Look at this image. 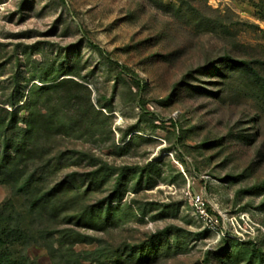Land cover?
Here are the masks:
<instances>
[{
	"label": "rangeland",
	"instance_id": "obj_1",
	"mask_svg": "<svg viewBox=\"0 0 264 264\" xmlns=\"http://www.w3.org/2000/svg\"><path fill=\"white\" fill-rule=\"evenodd\" d=\"M26 147L61 211L0 184V264H264V0H0V154Z\"/></svg>",
	"mask_w": 264,
	"mask_h": 264
},
{
	"label": "trees",
	"instance_id": "obj_2",
	"mask_svg": "<svg viewBox=\"0 0 264 264\" xmlns=\"http://www.w3.org/2000/svg\"><path fill=\"white\" fill-rule=\"evenodd\" d=\"M235 61L231 59V57H227V59H223L217 61L213 69L217 71L218 74H224L227 70V64H232ZM29 135L33 133V128H29ZM33 153L32 149L24 148L13 156H6L0 154V184H8L26 195V206L29 207L28 215L33 216L38 219H46V220H57L59 217V211H61L59 206H56V203L59 201V197L62 194V191L55 188L52 194L50 195V199H47L45 195L42 193L40 189L37 188V181L34 176L28 175L27 165L24 161L26 155H30ZM61 187V184H59ZM8 204H12L10 201ZM7 209L6 205L0 207V243L4 245H13L18 243L22 237L26 238L25 235H22L21 232L17 233L13 232L9 224L2 227L1 216L3 215V211ZM80 223L83 224L84 227L90 229L98 230V215L96 214H85L81 219ZM68 233V234H67ZM70 238V241L63 242L59 241L62 245L68 244L69 246H73L79 243H85L84 239L73 238L72 230H66V237ZM51 238H54L53 234H50ZM36 240V239H33ZM33 240L26 241V244L33 243ZM48 250V253L53 256L56 252L53 243H48L44 245ZM74 252V251H73Z\"/></svg>",
	"mask_w": 264,
	"mask_h": 264
},
{
	"label": "built area",
	"instance_id": "obj_3",
	"mask_svg": "<svg viewBox=\"0 0 264 264\" xmlns=\"http://www.w3.org/2000/svg\"><path fill=\"white\" fill-rule=\"evenodd\" d=\"M196 202L198 204L200 213L207 215L206 210H205V202L203 201V199L198 197Z\"/></svg>",
	"mask_w": 264,
	"mask_h": 264
}]
</instances>
